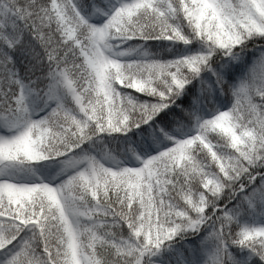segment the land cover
Masks as SVG:
<instances>
[{
    "label": "snow or ice",
    "instance_id": "obj_1",
    "mask_svg": "<svg viewBox=\"0 0 264 264\" xmlns=\"http://www.w3.org/2000/svg\"><path fill=\"white\" fill-rule=\"evenodd\" d=\"M0 264H264V0H0Z\"/></svg>",
    "mask_w": 264,
    "mask_h": 264
}]
</instances>
